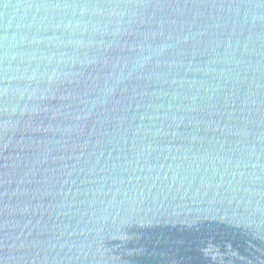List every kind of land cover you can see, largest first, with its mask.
I'll return each instance as SVG.
<instances>
[{
	"label": "water",
	"instance_id": "95a60500",
	"mask_svg": "<svg viewBox=\"0 0 264 264\" xmlns=\"http://www.w3.org/2000/svg\"><path fill=\"white\" fill-rule=\"evenodd\" d=\"M0 264H264V0H0Z\"/></svg>",
	"mask_w": 264,
	"mask_h": 264
}]
</instances>
